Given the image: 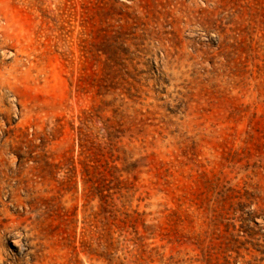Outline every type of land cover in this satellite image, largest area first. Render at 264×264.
<instances>
[{"label":"rangeland","instance_id":"obj_1","mask_svg":"<svg viewBox=\"0 0 264 264\" xmlns=\"http://www.w3.org/2000/svg\"><path fill=\"white\" fill-rule=\"evenodd\" d=\"M0 264H264V0H0Z\"/></svg>","mask_w":264,"mask_h":264}]
</instances>
